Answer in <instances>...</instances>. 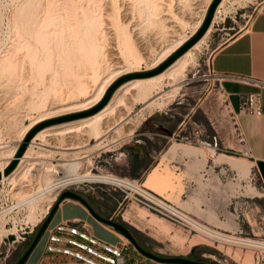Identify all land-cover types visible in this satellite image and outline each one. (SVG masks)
Segmentation results:
<instances>
[{"label": "rangeland", "instance_id": "obj_1", "mask_svg": "<svg viewBox=\"0 0 264 264\" xmlns=\"http://www.w3.org/2000/svg\"><path fill=\"white\" fill-rule=\"evenodd\" d=\"M213 1L0 0V175L10 166L26 136L36 126L88 111L101 102L110 86L120 78L158 68L197 34ZM261 8H264V0H221L214 10L207 31L194 44L196 46L203 40L183 76L167 85L163 81L160 87L152 89V93L147 96L138 95L135 90L126 91L117 109L104 118L97 132L83 125V120L91 117L49 126L55 127L53 137L37 139L36 144L32 145L34 151H39L38 145H43L44 150L40 151L48 153L47 156L33 160L35 168L26 179L14 186L9 177L39 135L35 134L15 168L5 180L0 178V214L3 216L0 217V264H17L26 244L35 236L63 192L74 190L98 200L112 192L110 184L77 183L62 189L55 201L51 202L50 198L58 190H52L50 186L57 178H64L68 174L62 167L68 160L84 156L83 160L77 161L85 162L86 165L80 166L93 175L138 179L143 183L150 167L144 175H133L135 157L126 149L135 141L131 135L133 130L150 115L155 114L157 118L172 121L174 119L170 116L183 119L190 114L187 133L179 135L177 139L186 136L195 143L216 136L222 157L243 161L250 167L244 157L228 147L235 136L232 121L208 64L215 50L241 30ZM52 20L55 22L51 24ZM66 21L70 22L66 24ZM85 32L93 36L96 49L85 48ZM69 35L70 38L67 37ZM70 39L73 51L78 48L79 53L76 50L73 52L75 56L77 54L78 60L73 59L68 54L70 52L66 53L67 45V51L71 49V44L67 42ZM170 52L161 62L163 56ZM54 54L62 56L56 58ZM81 60L85 65H81ZM51 64H55V67ZM65 66H69L66 71ZM134 80L146 78L129 82ZM125 84L113 92L107 106ZM166 93L174 94L162 109L147 108L146 103L155 99L157 104H163ZM67 128H74L75 133L68 134L65 132ZM111 128L113 130L107 133ZM97 133L102 135L100 143L96 140ZM68 147L78 149L63 154V149ZM11 152H14L13 158ZM50 165L59 172H46ZM170 171L174 181L182 184L184 175ZM198 183L200 189L210 188L221 200L226 210L223 216L235 221V232H242L239 237L264 243V198L260 196V186L249 169L245 175L235 169L219 166L213 179L208 183L198 180ZM167 191L169 193L164 191L160 196L213 228L212 221L207 217L193 212L187 204L179 203L176 199L178 191ZM183 192L182 184L181 194ZM191 193L186 192L188 199ZM25 197H30V200L20 203ZM259 198L260 202H257ZM101 202L110 211L116 209L110 198H104ZM49 205L52 206L48 214L41 220ZM129 207L125 213L121 212L127 222L120 220L137 235L146 249L158 256L184 257L209 264H264V250L217 244L188 234L142 208ZM120 242L128 241L121 239ZM124 256L127 264H157L139 254L131 244Z\"/></svg>", "mask_w": 264, "mask_h": 264}, {"label": "crops", "instance_id": "obj_2", "mask_svg": "<svg viewBox=\"0 0 264 264\" xmlns=\"http://www.w3.org/2000/svg\"><path fill=\"white\" fill-rule=\"evenodd\" d=\"M208 68L217 83L225 110L232 121L235 136L233 135V140L228 147L247 160L250 164V167L247 164L249 173H253L259 186L264 188V8L258 10L241 30L215 50ZM250 94L260 96L262 110L260 116L240 113L242 101ZM170 118L174 120L167 121L153 114L133 130L131 135L135 141L129 149H126V152L130 150L135 157L132 174L144 175L150 167L144 180L145 184H151L161 193L164 191L169 193L167 190L178 191L176 199L179 203L187 204L193 212L207 217L212 221L213 228L224 232H235V221L225 219L223 216L226 210L221 200L210 188L200 189L198 180L201 173L208 167L214 170L210 174V180L213 179L215 170L219 166L235 169L245 175L248 169L245 171L237 169L229 161L221 160L222 154H219L221 149L216 136L209 140L201 139L195 143L186 136L177 139L179 135L187 133L190 114L183 119L174 116ZM183 139L190 142H185ZM164 166L177 174L184 175L182 194V184L174 181L171 171L163 172L166 168H163ZM156 170H159L158 178L151 181L152 174ZM159 192L156 193L161 195ZM186 192H192L189 199L185 195ZM81 196L98 216L108 220L114 217L122 222L119 216H116V209L110 211L101 202L104 198H110L117 206L119 196L116 193L108 192L106 196L99 198L101 201L98 198ZM184 198L186 199L183 200ZM258 200L257 202H260V198ZM56 204V208L50 211L51 213L53 210L48 229L60 223H83L95 237L102 241L118 244L121 239L125 240L117 231L94 218L83 203L74 199H63ZM123 220L127 222L125 218ZM33 238L26 244L21 255L30 246ZM45 241L46 236L43 233L24 264H82L73 260L51 258L44 250Z\"/></svg>", "mask_w": 264, "mask_h": 264}, {"label": "built area", "instance_id": "obj_3", "mask_svg": "<svg viewBox=\"0 0 264 264\" xmlns=\"http://www.w3.org/2000/svg\"><path fill=\"white\" fill-rule=\"evenodd\" d=\"M240 113L260 116L262 114L260 96L256 94L246 96L241 103ZM183 141L190 142L187 139H183ZM213 171L212 167H208L201 173L200 180L208 183ZM110 186L112 187L111 191L119 196L116 216L121 219H123L121 212L125 213L130 209L129 206H136L188 234L200 236L217 244H220L217 240L220 237L228 235L239 237L242 234L241 231L231 233L211 228L208 224L146 188L138 179L119 178L118 183L110 184ZM259 191L260 196L264 198V188L260 186ZM48 212L41 220L46 217ZM109 220L117 221L114 217ZM44 234L46 236L44 250L53 259L73 260L82 264H127L124 253L130 243L110 244L102 241L95 237L83 223H60L52 229H45ZM209 234L215 238H209Z\"/></svg>", "mask_w": 264, "mask_h": 264}, {"label": "bare ground", "instance_id": "obj_4", "mask_svg": "<svg viewBox=\"0 0 264 264\" xmlns=\"http://www.w3.org/2000/svg\"><path fill=\"white\" fill-rule=\"evenodd\" d=\"M147 3V2H146ZM116 4V3H115ZM146 5V4H145ZM51 11V10H50ZM127 11H129V10H127ZM126 11V12H127ZM129 13V12H128ZM106 15H108V14H106ZM92 16V15H91ZM66 16H64V18H65ZM73 17V16H72ZM108 17V16H107ZM43 18V17H42ZM92 18V17H91ZM56 19V18H55ZM54 19V20H55ZM54 20H52L51 21V24H52V22L54 21ZM66 20H67V18H66ZM71 21V20H70ZM69 21V22H70ZM76 21V20H75ZM82 21V20H81ZM83 21H84V19H83ZM83 21H82V23H83ZM106 21H108V20H106ZM55 22V21H54ZM67 22V21H66ZM69 22H67L66 24H68ZM109 22V21H108ZM108 22H107V24H108ZM61 23H63V20H62V22ZM61 23H58V24H61ZM72 23V22H71ZM105 23V22H104ZM95 24V23H94ZM70 25V24H69ZM98 25V24H97ZM199 25V24H198ZM56 26V25H55ZM61 26H63L62 24H61ZM135 26V25H134ZM26 27V26H25ZM69 27V26H68ZM60 28V27H59ZM59 28H57V29H59ZM62 28V27H61ZM82 28V27H81ZM62 29H64V28H62ZM96 29H98V28H96ZM55 30V29H54ZM55 31H53V33H54ZM210 32V31H209ZM208 32V33H209ZM63 33V32H62ZM83 33V32H82ZM81 33V34H82ZM103 33V32H102ZM46 34V33H45ZM50 34H51V32H50ZM59 34H61L60 33V31H59ZM84 34H86V36L84 37V39H86L87 38V44H86V46H85V48H89V49H91V48H93V49H96L97 48V45H96V43H95V41H94V39H93V36L91 37L88 33H84ZM53 35V34H52ZM62 35H64V34H62ZM60 36V35H59ZM81 36V35H80ZM95 36H97V34H95ZM115 36V35H114ZM55 37V36H54ZM67 37H69L70 38V35L69 36H67ZM72 37V36H71ZM74 37V36H73ZM83 37V36H82ZM53 38V37H52ZM51 38V39H52ZM68 38V39H69ZM118 38H120V37H118ZM60 38L58 37V40H59ZM61 39H62V36H61ZM59 40V42H60V44H62L63 42H61L62 40ZM74 39H76V37L74 38ZM96 39V38H95ZM112 39V38H111ZM116 39V38H115ZM53 40H55V39H53ZM57 40V41H58ZM114 40V39H113ZM70 41H72V39H70V40H68L67 42H69L70 43ZM203 41V40H202ZM202 41L201 42H199L196 46H194L189 52H185L184 53V56L183 57H179L175 62H173L167 69H165L162 73H160V74H158V75H156V76H153V77H150V79H147L146 78V80H134V81H131V82H129L128 81V83L127 84H125V85H123L118 91H117V93L115 94V96L113 97V100H112V102L107 106V104H106V108L103 110V109H101L98 113H96V114H94V115H92V116H90L91 118H89V117H87V118H89V119H85V120H83L84 121V123H83V125L85 126V127H88V128H90V129H92L93 131H95V132H97V130H98V128L100 127V125H101V122L104 120V118L107 116V115H109V113L111 112V111H114L115 109H117V107H118V105L120 104V102L122 101V96H125V92L127 91L128 92V90L130 91V90H135V92H136V94H138V95H148L149 93H150V91L152 90V89H157V87L160 85V83H162L163 81L166 83V85H167V83H171V82H174V81H176L177 79H179L180 78V76H183L184 75V73H185V71H186V69H187V67L192 63V61L194 60L193 58H194V56H195V52L198 50V48L200 47V45L202 44ZM74 42H75V40H74ZM73 42V43H74ZM114 42V41H113ZM53 43V42H52ZM68 43V44H69ZM127 43V42H126ZM71 44V43H70ZM76 44V43H75ZM75 44H74V46H75ZM54 45V44H53ZM56 45V44H55ZM63 45V44H62ZM73 44H71L70 46H69V48H71V49H69V51H67V49H68V45H67V49H66V53L67 52H70V53H68V54H71L70 56H72V58L73 59H77V54H76V56H75V54H73V52L76 50V51H78L77 49H75L74 51H73V49H72V46ZM60 46V45H59ZM64 46V45H63ZM61 47V46H60ZM78 47V46H77ZM55 48V47H54ZM99 48V47H98ZM100 48H102V47H100ZM99 48V49H100ZM51 49V48H50ZM57 48H55V50H56ZM64 49V48H63ZM62 49V50H63ZM71 50H72V53H71ZM57 51V50H56ZM61 51V50H60ZM55 52V51H54ZM99 52H101L100 50H99ZM98 52V54H100ZM110 52V51H109ZM132 52V51H131ZM64 53V52H63ZM66 53H65V55H66ZM75 53V52H74ZM78 53H79V51H78ZM113 53V52H112ZM172 52H170L169 54H167V55H165V56H163V58H162V60H161V62L162 61H164L170 54H171ZM62 54V53H61ZM55 55V54H54ZM57 55H60V53L58 54V52H57ZM57 55H55V57L57 58V57H61V56H57ZM64 55V54H63ZM81 55V54H80ZM114 54H112V56H113ZM73 56H75V57H73ZM99 56H101V55H99ZM41 58V57H40ZM58 58V59H59ZM75 59V60H76ZM129 59V58H128ZM78 60V59H77ZM57 61V60H56ZM55 61V62H56ZM61 61H62V59H61ZM74 61V60H73ZM81 61H83V60H81ZM58 62V61H57ZM56 62V64H57V66L59 67V65H58V63ZM81 63V65H85V64H82V63H85L84 61L83 62H80ZM62 64V67H63V63H61ZM71 64H73V63H71ZM76 64V63H75ZM74 64V65H75ZM51 65H53V67H55V64H51ZM65 65V64H64ZM77 65L78 64H76L75 66L77 67ZM58 67H56V68H58ZM69 67V66H68ZM67 67V68H68ZM84 67H86V66H84ZM65 68H66V66H65ZM64 68V69H65ZM65 69V71L66 70H68V69ZM81 68H82V66H81ZM53 69V68H52ZM85 69V68H84ZM53 70H55V69H53ZM56 71V70H55ZM83 72V71H82ZM87 73V72H86ZM53 74H54V72H53ZM119 74V73H118ZM120 75V74H119ZM118 76V75H117ZM116 76V77H117ZM88 79V78H87ZM164 83V84H165ZM160 87V86H159ZM170 92V91H169ZM172 92V91H171ZM152 93V92H151ZM150 93V94H151ZM161 93V92H160ZM159 93V94H160ZM168 93V92H167ZM166 93V94H167ZM177 93V92H176ZM158 94V93H157ZM172 94H174V93H171V94H167L166 95V97L164 98L163 97V99H164V102H163V104H157L158 102H156L155 100H157V99H155V100H153V102H148V103H146V105H147V108L148 109H150V110H152V109H154L155 107H158V108H160V109H162L165 105H167L168 103H169V101H171V99L173 98V95ZM162 95V94H161ZM125 99V98H124ZM159 100V99H158ZM110 101V100H109ZM108 101V102H109ZM146 101V100H145ZM147 102V101H146ZM155 102H156V104H155ZM146 107V106H145ZM63 108V107H62ZM146 109V108H145ZM156 109V108H155ZM103 110V111H102ZM147 110V109H146ZM62 111V110H61ZM112 113V112H111ZM83 127V126H82ZM48 129H43V130H41L42 132L40 133V132H38L37 134H39L38 136H37V138H35L33 141H32V143H31V145H30V148H29V150L27 151V153L25 154V156L23 157V158H21V161H20V164H19V166L17 167V169L11 174V176L9 177L10 178V182L12 181L13 182V185L14 186H16V185H18V184H20L21 183V181H23L24 179H26L27 178V176L29 175V173H30V171L33 169V168H35L34 167V165H35V162H32L33 160H37V158L39 159L40 157H46L47 156V154L48 153H43V152H45V151H43V152H41L40 150H44V148H43V145H38V149H39V151H34L33 149H32V145L33 144H36L35 143V140H37V139H46V137H53V135L55 134L54 132V130H55V127H53V128H49V127H47ZM113 130V128H111V129H109L108 131H107V133L108 132H111ZM77 131V130H76ZM65 132H67L68 134H72V133H75V129L74 128H67V130L65 131ZM101 138H102V135H101V133H100V135L97 133L96 134V140H98L99 141V143L100 142H102V141H100L101 140ZM77 144V143H76ZM72 145V144H71ZM34 146V145H33ZM75 149H78V147H68V148H64L63 150L65 151L63 154H69V152H72V151H70V150H75ZM74 153V152H73ZM75 153H78V152H75ZM11 154H12V156H11V158H13L14 157V152H11ZM78 155V154H77ZM83 158H84V156H82V157H80V158H78V159H74V160H71V161H69L68 160V162L67 163H65V164H63L62 165V167L65 169V171H67L68 172V174L64 177V178H61V179H56V181H55V183L54 184H51V186H50V189H57L58 190V192L53 196V197H51L50 199H51V202H54V200L56 199V197L58 196V194L61 192V190L62 189H64L65 187H67V186H69V185H73V184H77V183H85V182H100V183H104V184H116V183H118V180H119V178H117V177H115V176H109V175H105V176H103V175H93V174H91L90 173V171H86V169L84 168L83 169V166H80V165H86L85 164V162L84 163H82V162H80V161H77V160H80V159H82L83 160ZM221 160H227V161H229L232 165H233V167H235V168H237V169H242V170H247L248 168H247V163H245V162H243V161H239V160H233V159H230V158H226V157H222L221 156ZM37 164V163H36ZM80 167H82V169H81V172L79 171L80 170ZM2 169V168H1ZM4 169V168H3ZM39 170V169H38ZM160 170V169H159ZM159 170H156L153 174H152V179H151V181H153V180H155L156 178H158V172H159ZM170 170L166 167L165 169H163V172H165V173H168ZM3 172H4V170H3ZM2 172V173H3ZM46 172H48V173H58L59 172V170L57 171L56 170V168L55 167H52V165H50L49 167H48V169H47V171ZM2 177H3V179L5 180V178H7L6 176H3L2 175ZM1 177V178H2ZM143 185L146 187V188H148V189H153L154 191H156V192H159L155 187H153L151 184H145L144 182H143ZM22 187H23V185H22ZM47 190V189H46ZM153 191V192H154ZM50 192V191H49ZM155 192V193H156ZM161 195L163 194V193H161V192H159ZM39 195V194H38ZM34 197V196H33ZM40 198V197H39ZM28 200H30V197H25V198H23V199H21L20 200V203L21 202H25V201H28ZM35 202V201H34ZM30 204V203H29ZM52 204V203H51ZM50 206L51 205H49V207L47 208V209H45V212H44V214H43V217H44V215L48 212V210H49V208H50ZM2 216V214H0V217ZM3 217V216H2ZM35 223V222H34ZM209 238H215L214 236H212V235H210L209 234ZM218 241H219V243L220 244H222V245H231V246H234V245H236V246H242V247H245V248H254V249H258V250H264V243H261V242H257V241H252V240H250V239H244V238H240V237H237V236H235V235H228L227 237H220V238H218L217 239Z\"/></svg>", "mask_w": 264, "mask_h": 264}, {"label": "water", "instance_id": "obj_5", "mask_svg": "<svg viewBox=\"0 0 264 264\" xmlns=\"http://www.w3.org/2000/svg\"><path fill=\"white\" fill-rule=\"evenodd\" d=\"M220 1L221 0H214L212 2L211 6L209 7V10L207 12V16L205 18V21H204L202 27L200 28V30L197 32V34L193 38H191V40L189 42H187L182 48H180V50H178L175 54H173L171 57H169L164 63H162L158 68H156L155 70L150 71V72L140 73V74H131V75H127V76L120 78L114 84H112L110 86V88L105 93L101 102L97 106H95L94 108H92L88 111L69 115V116L60 117L57 119H53V120L41 123L38 126H36L26 136L24 142L21 144V146H20V148L16 154L15 159H13L10 166L3 172V175L7 176L8 174L11 173V171L15 168L18 159L24 153L26 146L29 143V141L32 139V137L35 134H37L41 130H43L49 126L55 125V124H60V123H64V122H68V121H72V120L90 117V116L98 113L101 109H103L106 106V104L110 100L113 92L118 87H120L122 84H124L130 80H133V79L150 78V77H153V76H156V75L162 73L173 62H175L181 55H183L187 50H189L205 34V32L207 31V29L210 25L214 10L218 6ZM1 177H2V175H0V178ZM63 199H74V200H77V201L83 203L88 208L89 212L91 213V215L94 218H96L98 221L108 225L113 230L117 231L120 235H122L133 246V248L139 254H141L142 256H144V257H146V258H148V259H150V260H152L158 264H209V263H205V262L190 260V259H187L184 257H161V256H158V255L152 253V252L144 250L138 244V242L133 238L132 233L130 231V228L125 223L120 222V221H111V220H108V219H105L103 217L98 216L96 214V212L90 208L88 203L83 199V197L80 194L73 192V191H65L62 194H60V196H59V201H61ZM56 206H57V204L53 207V210L56 208ZM53 210H52V212H53ZM52 212L47 216L45 221L41 224V226L39 227L37 233L35 234L32 242H31L30 246L27 248V250L21 256V258L18 260L17 264H24L25 263L29 254L34 249V247L36 246V244L40 240L41 236L43 235L45 229L47 228Z\"/></svg>", "mask_w": 264, "mask_h": 264}, {"label": "flooded vegetation", "instance_id": "obj_6", "mask_svg": "<svg viewBox=\"0 0 264 264\" xmlns=\"http://www.w3.org/2000/svg\"><path fill=\"white\" fill-rule=\"evenodd\" d=\"M130 231H131V233H132L133 238L138 242V244L142 247V249L149 251L148 249H146V248L143 246V244L140 242V240H139V238L137 237V235H136L131 229H130ZM149 252H150V251H149Z\"/></svg>", "mask_w": 264, "mask_h": 264}, {"label": "trees", "instance_id": "obj_7", "mask_svg": "<svg viewBox=\"0 0 264 264\" xmlns=\"http://www.w3.org/2000/svg\"><path fill=\"white\" fill-rule=\"evenodd\" d=\"M57 202H59V198H58ZM49 213H50V212H49ZM47 216H48V215H47Z\"/></svg>", "mask_w": 264, "mask_h": 264}]
</instances>
